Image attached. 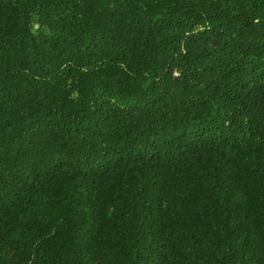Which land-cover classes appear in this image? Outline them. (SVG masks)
<instances>
[{
	"label": "trees",
	"instance_id": "obj_1",
	"mask_svg": "<svg viewBox=\"0 0 264 264\" xmlns=\"http://www.w3.org/2000/svg\"><path fill=\"white\" fill-rule=\"evenodd\" d=\"M0 264H264V0H0Z\"/></svg>",
	"mask_w": 264,
	"mask_h": 264
}]
</instances>
